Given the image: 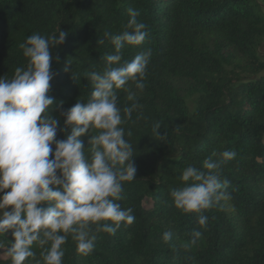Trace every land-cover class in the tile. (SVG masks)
<instances>
[{
  "label": "trees",
  "instance_id": "trees-1",
  "mask_svg": "<svg viewBox=\"0 0 264 264\" xmlns=\"http://www.w3.org/2000/svg\"><path fill=\"white\" fill-rule=\"evenodd\" d=\"M130 8L148 35L140 45L126 44L122 60L151 50L136 97L142 107L121 125L136 173L116 203L132 208L135 221L115 234L97 233L87 256L69 237L63 264H264V0H0V76L27 66L20 45L29 35L67 32L51 48L47 93L54 98L50 114L60 120L56 139H64L60 112L89 99L88 73L102 72L114 52L104 33L122 32ZM131 104L118 90V107ZM97 131L80 137L86 155ZM224 150L237 153L221 169L230 200L201 213L177 209L170 190L184 186L182 170L202 168ZM201 214L208 217L203 227ZM193 230L202 235L190 243ZM165 231L172 233L169 242L162 240ZM12 239L11 231L0 235ZM32 250L25 264L41 259V249ZM0 264L11 262L0 258Z\"/></svg>",
  "mask_w": 264,
  "mask_h": 264
},
{
  "label": "clouds",
  "instance_id": "clouds-1",
  "mask_svg": "<svg viewBox=\"0 0 264 264\" xmlns=\"http://www.w3.org/2000/svg\"><path fill=\"white\" fill-rule=\"evenodd\" d=\"M128 14L122 32L104 33L114 52L105 56L102 72L88 73L93 82L89 99L60 112L64 139H56L60 120L50 114L54 98L47 93L53 79L51 48L62 44L67 32L29 35L20 45L27 66L17 67L11 78L0 76V235L11 231L13 237L0 240V258L11 264H25L35 257L33 245L41 249L36 264H63L62 246L69 237L76 251L87 256L95 247L97 233L115 234L122 223L135 221L132 208L116 203L122 200L123 182L133 180L136 173L132 146L121 125L142 107L136 97L145 88L151 50L122 60L126 44L140 45L148 35L146 24L137 19L139 11L130 8ZM118 90L132 101L123 110L118 107ZM160 127L157 123L153 130L158 134ZM90 129L98 131L91 135L86 155L80 137ZM236 155L228 150L213 152L202 168L185 167L180 176L184 186L170 190L175 207L196 213L213 206L223 208L221 201L231 197L221 169ZM207 220L206 215L197 217L201 227ZM201 235L193 230L190 243ZM171 238V231L163 232L164 242Z\"/></svg>",
  "mask_w": 264,
  "mask_h": 264
},
{
  "label": "rangeland",
  "instance_id": "rangeland-1",
  "mask_svg": "<svg viewBox=\"0 0 264 264\" xmlns=\"http://www.w3.org/2000/svg\"><path fill=\"white\" fill-rule=\"evenodd\" d=\"M0 251H2V250H0Z\"/></svg>",
  "mask_w": 264,
  "mask_h": 264
}]
</instances>
